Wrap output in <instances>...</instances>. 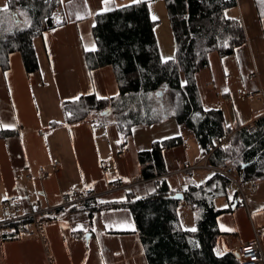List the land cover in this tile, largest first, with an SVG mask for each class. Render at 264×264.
<instances>
[{
  "label": "crops",
  "instance_id": "crops-1",
  "mask_svg": "<svg viewBox=\"0 0 264 264\" xmlns=\"http://www.w3.org/2000/svg\"><path fill=\"white\" fill-rule=\"evenodd\" d=\"M137 1L64 0L56 21L65 23L34 40L39 72H27L19 52L10 55L7 69L0 67V130L18 131L0 138V221L39 207L58 206L64 194L74 191L85 193L92 189L101 203L107 204L124 201L128 194L139 198L153 192L158 188L156 177L165 179L175 193L190 184H203L195 178L173 179L184 164L204 162L209 156L198 141L189 145L185 137L182 145L165 151L166 174L148 179L140 174L138 151L182 131L181 125L172 129L164 125L180 109L178 91L166 89L161 95L162 109L167 114L164 119L152 125L139 124L127 137L110 115L108 121L97 124L65 123L64 99L87 92L105 98L119 93L112 66L90 71L85 52L96 48L92 32L96 14ZM6 3L0 0V9ZM153 4L151 0L149 9L156 21L160 52L163 59H169L174 56L175 42L172 46L170 43L165 54L159 41L160 31L165 30L168 39L173 33L167 7L157 13ZM226 13L241 19L247 41L228 55L210 52L209 66L196 73V85L204 107H220L228 124L238 121L247 128L264 116V100L246 96L264 90V16H260L255 0H236ZM53 121L60 124L51 126ZM55 161L59 162L58 169ZM40 167L45 170L40 171ZM199 168L217 173L209 167ZM192 174L186 176L191 179ZM253 183L255 193L250 192L249 199L245 193L244 202L239 191L232 196L226 191L215 200L218 208L230 207L217 218L222 232L219 248L238 260L240 244L256 237L264 253V189ZM219 198L221 206L217 205ZM236 199L238 205L232 209ZM135 230L136 223L128 209H67L46 220L45 239L19 231L10 237L7 235L13 228H3L0 264H149Z\"/></svg>",
  "mask_w": 264,
  "mask_h": 264
},
{
  "label": "trees",
  "instance_id": "trees-1",
  "mask_svg": "<svg viewBox=\"0 0 264 264\" xmlns=\"http://www.w3.org/2000/svg\"><path fill=\"white\" fill-rule=\"evenodd\" d=\"M150 1L138 0L95 15L92 32L96 48L85 52L86 62L90 71L112 66L119 93L105 98L87 92L64 99L65 123L97 124L108 121L110 115L127 137L139 124L152 125L164 119L167 114L161 95L166 89L175 90L181 98L175 117L193 131L203 153H209L208 163L219 167L230 162L241 181L264 180V116L256 120L253 133L238 121L228 124L222 108L203 106L196 85V73L209 66L210 52L228 55L247 41L241 19L226 13L236 0H164L175 42L174 56L169 59H163L160 52ZM255 1L263 17L264 0ZM61 9L60 0H7L0 9V67L7 69L10 55L19 52L26 71L38 73L34 40L65 23L56 21ZM58 124L51 122V126ZM17 133L0 130V138ZM227 135L228 140L217 146L216 141ZM183 143V136L177 135L139 150L142 178L166 174L165 151ZM181 191L183 200L166 198L175 192L162 179L153 192L139 198L128 194L124 201L102 204L97 209L132 212L149 264H239L233 254L221 252L218 241L222 232L217 218L230 207L218 208L215 200L226 194L227 179L215 173L205 183L190 184ZM183 202L196 210L194 231L184 229L179 222L178 210ZM19 226H8L13 232L7 236L13 237Z\"/></svg>",
  "mask_w": 264,
  "mask_h": 264
},
{
  "label": "built area",
  "instance_id": "built-area-1",
  "mask_svg": "<svg viewBox=\"0 0 264 264\" xmlns=\"http://www.w3.org/2000/svg\"><path fill=\"white\" fill-rule=\"evenodd\" d=\"M247 97H258L260 100H264V90L261 89L259 92H250L247 93ZM247 129L250 133L256 131V124L252 123L247 126ZM229 138V135L218 140V146L225 143ZM206 156L204 159V166L214 169L217 173L223 175L228 184H236L239 188V193L246 200V195L241 187L240 175L236 168L229 162H226L223 166L212 167L207 163ZM55 168L60 167L59 162H54ZM200 167L199 164L186 163L183 165L180 170L184 175H191L193 171ZM40 171H44V167L39 168ZM31 177L30 174L26 175ZM156 185L161 186L160 177L155 179ZM255 185L251 186L250 192L255 193ZM102 206L101 201L98 199V193L92 190H89L85 193L74 191L71 193H66L62 197V201L58 206H49V207H39L37 210L25 213L21 216L11 217L0 221V231L3 228L10 226L11 224H19V232L28 234V235H38L41 238L45 239L44 226L48 218L54 217L62 213L67 209H86V208H99ZM239 264H264V253L262 250V245L258 237L248 240L240 244V258Z\"/></svg>",
  "mask_w": 264,
  "mask_h": 264
},
{
  "label": "rangeland",
  "instance_id": "rangeland-1",
  "mask_svg": "<svg viewBox=\"0 0 264 264\" xmlns=\"http://www.w3.org/2000/svg\"><path fill=\"white\" fill-rule=\"evenodd\" d=\"M153 5H156V12L157 13H162L164 11V7H166V3L164 0H154ZM159 38H160L159 41L162 44L163 52L166 54L171 48L170 43H171V46L173 45V41H174L173 40V33L171 32V36H169V39H168V34L166 33V31L165 30L162 32L160 31V37ZM263 107H264V105H263ZM164 125L168 126L170 129L176 127V125H181L180 127H181L182 131H180L179 135L185 137L187 139V141L190 142V143H188L189 145H192L193 142L197 143V140L195 138L193 131L190 130L189 128H187L186 126H184L183 124L179 123L178 120L176 119V117H172V120L167 122ZM193 160H195V159H193ZM196 164H199L200 167L204 166L203 161L200 163H196ZM213 174H215V172L213 170L198 167L194 170V173L192 174L191 179L189 178V176H186L183 173L177 174L175 177H173V179L174 180L177 179V180H186V181L190 180L191 181L193 178H195V180L197 182L204 183L206 178H208L209 176H212ZM253 182L257 183L261 189L262 188L264 189V180H256ZM253 182H251V181H240L241 187L243 188L244 192L246 193L248 199L251 197L249 193H250L251 186L254 184ZM238 191H240V190L236 184H231V185L227 186V193L230 196L234 195ZM240 197L242 198V200L244 202V199L241 196V194H240ZM220 199L221 198H219L217 200V203H218L217 205H219V206H221V202H219V201H221ZM195 212H196V210H194V207L191 205H188L187 207H184V206L179 207V210H178V217L179 218L178 219H179L181 226L184 229L192 230V229L196 228L197 222H196V218H195Z\"/></svg>",
  "mask_w": 264,
  "mask_h": 264
},
{
  "label": "water",
  "instance_id": "water-1",
  "mask_svg": "<svg viewBox=\"0 0 264 264\" xmlns=\"http://www.w3.org/2000/svg\"><path fill=\"white\" fill-rule=\"evenodd\" d=\"M184 197H185L184 193L178 191L176 193L168 195L166 198L172 199V200H183ZM238 201H239L238 199L235 200L234 204L232 205V209H235L237 207ZM86 239L88 240V235H86ZM237 255H238V258H240V254L237 253Z\"/></svg>",
  "mask_w": 264,
  "mask_h": 264
},
{
  "label": "snow or ice",
  "instance_id": "snow-or-ice-1",
  "mask_svg": "<svg viewBox=\"0 0 264 264\" xmlns=\"http://www.w3.org/2000/svg\"><path fill=\"white\" fill-rule=\"evenodd\" d=\"M60 2L61 3H63L64 2V0H60ZM85 2H87V0H85ZM105 2H107V0H105ZM91 15H94V13H90ZM78 19H82L83 17H80V16H78L77 17ZM155 18V17H154ZM5 199H7V197H5ZM193 231L195 230V229H192Z\"/></svg>",
  "mask_w": 264,
  "mask_h": 264
},
{
  "label": "bare ground",
  "instance_id": "bare-ground-1",
  "mask_svg": "<svg viewBox=\"0 0 264 264\" xmlns=\"http://www.w3.org/2000/svg\"><path fill=\"white\" fill-rule=\"evenodd\" d=\"M105 165V164H104ZM92 190V189H91ZM80 210V209H79Z\"/></svg>",
  "mask_w": 264,
  "mask_h": 264
}]
</instances>
